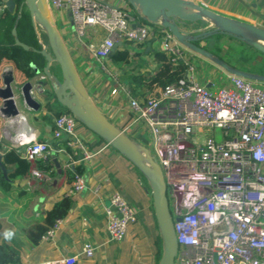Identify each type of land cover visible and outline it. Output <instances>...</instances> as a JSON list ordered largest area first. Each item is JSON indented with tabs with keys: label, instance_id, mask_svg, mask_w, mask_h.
<instances>
[{
	"label": "built area",
	"instance_id": "1",
	"mask_svg": "<svg viewBox=\"0 0 264 264\" xmlns=\"http://www.w3.org/2000/svg\"><path fill=\"white\" fill-rule=\"evenodd\" d=\"M48 6L56 25L61 12H70L80 41L89 28L104 31L93 52L94 60L118 85L120 74L109 59L115 45L124 41L139 45L159 39L172 63L182 61L187 67L184 77L146 98H135L123 87L130 119L122 132L146 134L150 141L147 151L163 173L178 244L174 264H264V87L229 74L222 87L207 88L193 76L196 66L185 58L176 37L161 24L145 22L126 6L101 0H48ZM171 22L182 25L177 18ZM34 89L46 91L38 83ZM81 125L71 114H62L54 120L53 137L61 141L58 152L69 149L87 164L96 155L88 137L80 136ZM26 144L24 158L31 176L43 179L36 163L55 149L39 140ZM86 187L85 177L76 175L69 194ZM104 212L112 242L124 240L138 218L120 191L111 194ZM62 222L43 239L52 238ZM95 250L86 243L83 254L90 259ZM77 262L78 257L73 256L46 264Z\"/></svg>",
	"mask_w": 264,
	"mask_h": 264
},
{
	"label": "crops",
	"instance_id": "2",
	"mask_svg": "<svg viewBox=\"0 0 264 264\" xmlns=\"http://www.w3.org/2000/svg\"><path fill=\"white\" fill-rule=\"evenodd\" d=\"M101 1L117 6H126L136 15L140 16L138 9L128 0ZM189 1L201 7L205 6L215 10L225 17L247 22L264 29V0ZM70 18L67 10L60 13L59 20L62 25L60 33L88 95L96 107L113 125L116 127H126L130 119L128 101L123 89V87H129L126 78L131 79L133 76H146L148 73L154 71L155 62L152 59L151 52L157 40L150 39L139 45L132 44L129 46L130 62L121 67L113 64L120 74L121 84L118 85L98 68L94 60L93 52L104 38V31L89 28L86 31L85 38L80 41L75 37ZM202 20L193 26L182 24L181 29L188 32L187 35L194 36L198 34L199 29H202L203 26H199L203 24ZM203 41L210 45L208 40H201L198 46L204 49L202 45L204 44ZM181 46L184 50L185 58L196 66L193 76L201 84L212 90H216L226 84L227 76L231 74L228 70L221 68L212 59L201 55L190 47L184 44H181ZM223 51L220 52L223 59L221 60L225 63L227 62L230 68L251 74L242 61L233 59L234 57H231V54L229 55L228 52L223 54ZM138 53H141V55L138 56ZM210 54L213 57L215 56L212 53ZM137 57L141 60L136 63L133 62ZM3 69L13 70V67L5 65L0 70V74ZM56 69L52 71L55 74ZM46 90H48L47 86ZM42 105L44 107L39 113L32 115L25 113L26 120L23 122L11 124L0 116V140L7 148L16 149L23 156L26 143L33 140L46 142L55 149L48 157L40 159L36 163L37 168L40 163L42 164L45 161L47 163L44 166L52 165L49 171L44 172L42 170L44 174L43 179L33 178L30 173L25 179L15 182L16 186L24 187L31 196L30 207L26 211L27 217H34L36 219L44 217L46 212L65 196L73 197L74 205L69 216L62 220L63 222L55 235L48 240L42 239L38 246L32 245L25 237L16 238L15 235H12L10 239H5L4 233L6 231L14 233L17 230L6 218L0 219V243L7 242L11 244V242H14L19 247L22 264H46L73 256L78 257L77 264H151L154 259L150 262L146 254L143 258V255L140 256L136 248H134L137 247V237L133 238L132 242L129 241V230L124 240L120 242L109 240L107 219L104 212V207L108 205L111 194L114 191H120L132 207L140 211L143 209L142 215H139V220L141 216L144 218L145 211L153 208L151 189L147 179L145 177L144 179L128 178L123 183L125 189H122L118 179L119 169H115V164L117 165L119 161H122L121 157L116 155L112 162L107 161L102 154L107 149V145L101 144L99 138L84 125L78 128V132L80 136L88 137V140L91 142V144L89 143L90 148L96 155L92 162L85 164L79 161V157L70 153L69 149H67L68 152H58V145L61 144V141L53 137L55 117L52 116L51 112L46 110L43 102ZM45 116H49L50 121L44 119L43 117ZM129 133H131L132 137L137 134L138 136L141 135L138 130H133ZM128 137L130 136L128 135ZM132 137L130 138L135 140ZM100 150L103 151L98 153ZM53 160H56L58 167ZM123 166L125 167V165ZM73 167L84 168L87 187L79 193L70 195L69 189L71 184L67 181V173ZM127 168L129 169L130 165H127ZM39 170L41 171V169ZM54 173L60 176H56ZM129 196L134 201L130 200ZM134 225L136 223L132 226ZM141 225V228L145 229L144 224ZM86 243H91L96 248L93 258L87 259L83 254ZM128 243H130V246L126 248ZM153 264H156V262L154 261Z\"/></svg>",
	"mask_w": 264,
	"mask_h": 264
},
{
	"label": "water",
	"instance_id": "3",
	"mask_svg": "<svg viewBox=\"0 0 264 264\" xmlns=\"http://www.w3.org/2000/svg\"><path fill=\"white\" fill-rule=\"evenodd\" d=\"M138 9L140 16L149 23L161 24L176 39L201 55L207 56L221 68L256 82H264V76L243 73L228 66L219 58L213 57L201 46L194 42L215 33L225 34L246 42L255 49L264 53V29L253 24L231 19L212 10L203 8L189 0H128ZM26 7L34 20L45 30L49 51L42 49L39 53L45 58L46 65L43 74L36 78L20 83L14 76L12 69H3L0 74V116L13 124L26 120L24 114L39 113L44 105L57 102L62 109H66L81 124L96 136L104 140L127 160H129L147 179L151 189L153 209L158 229L162 238L163 253L158 264H174L177 253V240L173 222L169 212L166 196L167 187L163 173L157 163L153 161L147 149L137 144L113 125L107 117L92 102L86 88L76 69L66 43L56 25L48 0H25ZM6 6L12 13L15 5L12 0H7ZM69 12V11H68ZM70 15V12H69ZM171 18H177L181 24L193 26L203 18L212 21L215 30L209 33H198L194 36L187 35ZM170 19V20H169ZM15 45L25 51L29 46L19 41L15 28L12 30ZM262 42V43H261ZM121 43L113 48L115 52ZM55 64L56 74L51 71ZM37 74L39 70L31 65ZM44 77L43 80L38 79ZM48 81H45V80ZM49 86V90H35L34 84ZM52 97V98H51ZM41 98V99H40ZM56 163V160H53ZM58 167V164L56 163ZM0 170L6 176L9 172L2 163L0 154Z\"/></svg>",
	"mask_w": 264,
	"mask_h": 264
},
{
	"label": "trees",
	"instance_id": "4",
	"mask_svg": "<svg viewBox=\"0 0 264 264\" xmlns=\"http://www.w3.org/2000/svg\"><path fill=\"white\" fill-rule=\"evenodd\" d=\"M12 1L15 8L14 12L11 13L6 6L7 0H0V70L5 65H11L15 78L22 84L42 75L46 60L39 53L43 48L35 30L34 20L26 7L25 0ZM144 21L148 22L146 20ZM14 28L19 41L30 47L28 51L15 45L14 36L12 35V30ZM206 39L207 37L201 40ZM43 40L48 44L46 35H44ZM238 40L240 41V39ZM199 43V40L194 42L195 45H199ZM131 45V42L124 41L123 44L115 50L113 55H111L109 59L111 63L117 67L128 64L130 62L129 46ZM248 46L252 47L251 45ZM139 55H141V53H138V56ZM151 56L155 62V68L152 73H148L146 76H133L131 79L126 78L127 85L129 86L128 88L135 98H146L149 94L156 92L157 89H162L169 84L177 82L187 73V67L182 61H178L177 65L172 63L166 53L161 49L159 39L152 49ZM42 62L43 65H40L39 63ZM31 65H34L39 70V74L36 73ZM56 70H59V68ZM45 108L48 112H51L52 116L55 118L65 113L69 114L66 109L59 107L56 101L48 103ZM43 118L50 121L49 116ZM118 128L123 130L125 126ZM99 140L101 144L107 145L101 138H99ZM0 153L2 155L4 167L10 170L6 176L0 170V219L6 218L7 221L16 228L17 232L13 233L16 238L25 237L32 245L38 246L48 230L59 220H63L69 216L74 205V198L71 196L61 198L46 212L44 217L37 219L34 217H27L26 211L30 207L31 196L24 187L16 186L15 182L29 176L30 164L25 160L21 152L13 148H7L1 140ZM102 154L109 162H112L116 155L121 157L122 161H119L117 165L115 164V169H119L118 179L122 189H125L123 183L126 182L128 178L144 179V176L137 167L111 146L108 145L107 149H105ZM45 163L47 162L40 163L38 168L41 169V171L47 172L52 165L44 166ZM123 165H125V167ZM127 165H130L129 169ZM84 173L85 170L83 167H73L67 173L68 183L71 184L76 175L84 176ZM54 175L60 176L57 173H54ZM147 213L149 215L147 216L145 213L142 222L148 236L152 240L153 257H150L151 254L147 250L145 252L148 258L154 259L156 264H158L163 253L162 238L155 219L154 209L150 208L147 210ZM135 226L139 229V225ZM0 264H22L19 247L16 246L14 242H11V244L7 242L0 243Z\"/></svg>",
	"mask_w": 264,
	"mask_h": 264
},
{
	"label": "rangeland",
	"instance_id": "5",
	"mask_svg": "<svg viewBox=\"0 0 264 264\" xmlns=\"http://www.w3.org/2000/svg\"><path fill=\"white\" fill-rule=\"evenodd\" d=\"M106 1H109V0H106ZM202 7L209 9V10H212V9L205 7V6H202ZM212 11L216 12L215 10H212ZM216 13L220 14L219 12H216ZM202 21H203V24H201L199 26H201V27L203 26V27L201 30L199 29L198 33L206 34V33L212 32L216 29L215 25L212 21H210L206 18H203ZM57 26H58V29L61 30L62 25L60 23V20H57ZM35 30H36V33L38 35V38L41 41L42 48L47 49L49 51L48 44L43 40V37L45 35L44 28L42 26H40L38 23H36L35 24ZM208 37L206 40L209 41L210 45L204 41H203L204 44H202V45H203L204 49H206L207 52H209V53L211 52L212 54H214L215 55L214 57L222 59L220 52H222V50H224L223 54L225 52H228L229 55L231 54V57H234L233 59H237V60L242 61L246 65V67L248 68V72H250L251 74L264 76V53H262L261 51H259L257 49H254L252 47H249L246 42L239 41L238 40L239 38H234L232 36H228V35L220 34V33H215V34L208 36ZM199 41H201V40H199ZM139 60H141V59L139 57H137L134 59L133 62L136 63ZM39 64L43 65V62L39 63ZM226 64L228 65L227 62H226ZM54 69H56V65L52 64L51 65V71H53ZM45 81H48V80L46 79ZM259 85L261 87H264V82H259ZM47 87L49 90L50 89L49 86H47ZM128 135L130 137H132L131 133H128L127 136ZM136 136H134L132 138L137 140L142 145V147H144L145 149L149 148L150 141H149V138L147 137L146 134H143L140 136H138V134H137ZM129 199L134 201V199L131 196H129ZM135 210L137 212L138 217H139V215H142L143 209L140 211L136 208ZM145 212H146V215L148 216L149 214L147 213V211H145ZM152 216H153V213H152ZM142 219H144V218L141 216L140 220H138V218H137V221L135 222L136 225H139V229L136 228L135 225L132 226L133 224L130 225L128 238H129V241L132 242V239L137 237V241H136L137 247H134L138 251L137 253L140 256L143 255L142 257L144 258L145 254H146V252H145V248H146V250L151 254L150 257L152 258L153 254H154L153 249H152V240L148 236L146 229L141 228L142 227L141 224H143ZM128 246H130V243L127 244L126 248H128ZM148 260H150V262H152L153 259L149 258ZM154 261L151 264H153Z\"/></svg>",
	"mask_w": 264,
	"mask_h": 264
},
{
	"label": "clouds",
	"instance_id": "6",
	"mask_svg": "<svg viewBox=\"0 0 264 264\" xmlns=\"http://www.w3.org/2000/svg\"><path fill=\"white\" fill-rule=\"evenodd\" d=\"M13 233L11 231H6L4 233V238L5 239H10L12 237Z\"/></svg>",
	"mask_w": 264,
	"mask_h": 264
}]
</instances>
